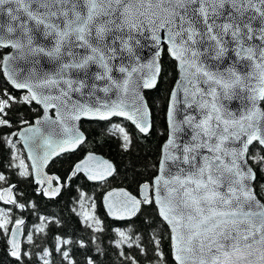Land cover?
<instances>
[{
  "label": "snow or ice",
  "instance_id": "snow-or-ice-1",
  "mask_svg": "<svg viewBox=\"0 0 264 264\" xmlns=\"http://www.w3.org/2000/svg\"><path fill=\"white\" fill-rule=\"evenodd\" d=\"M0 246L264 264V0H0Z\"/></svg>",
  "mask_w": 264,
  "mask_h": 264
},
{
  "label": "trees",
  "instance_id": "trees-1",
  "mask_svg": "<svg viewBox=\"0 0 264 264\" xmlns=\"http://www.w3.org/2000/svg\"><path fill=\"white\" fill-rule=\"evenodd\" d=\"M168 71H171V69L166 65L165 66ZM156 93H152V96H155ZM159 103V101H157ZM85 128L89 133H91V139L93 141L101 139L99 133L102 131V128L98 127L96 124H85ZM160 131V129H157ZM157 143L156 136L154 135L149 140L142 141L140 145H138L135 155L132 157L122 155L116 145L114 143H106L101 147H98L95 143H90L88 146V150L95 149L98 153H101L105 155L106 157L110 158L114 163H116L118 166H121V171H123V165H125L129 159H135L138 155L139 157L148 156L151 158L152 153L155 149ZM57 167H59V164H57ZM67 167V165H65ZM117 183H120V180L118 179ZM54 211H57V209H54ZM0 264H10V258L7 257L3 246H0Z\"/></svg>",
  "mask_w": 264,
  "mask_h": 264
},
{
  "label": "water",
  "instance_id": "water-1",
  "mask_svg": "<svg viewBox=\"0 0 264 264\" xmlns=\"http://www.w3.org/2000/svg\"><path fill=\"white\" fill-rule=\"evenodd\" d=\"M98 154H101V153H98ZM101 155H103V154H101ZM105 158H108V157H106L105 155H103ZM108 159H110V158H108ZM114 162V161H113Z\"/></svg>",
  "mask_w": 264,
  "mask_h": 264
},
{
  "label": "flooded vegetation",
  "instance_id": "flooded-vegetation-1",
  "mask_svg": "<svg viewBox=\"0 0 264 264\" xmlns=\"http://www.w3.org/2000/svg\"><path fill=\"white\" fill-rule=\"evenodd\" d=\"M54 211V209H52Z\"/></svg>",
  "mask_w": 264,
  "mask_h": 264
}]
</instances>
